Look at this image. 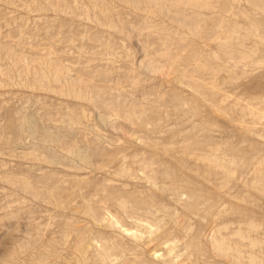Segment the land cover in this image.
<instances>
[{
	"label": "rangeland",
	"instance_id": "1",
	"mask_svg": "<svg viewBox=\"0 0 264 264\" xmlns=\"http://www.w3.org/2000/svg\"><path fill=\"white\" fill-rule=\"evenodd\" d=\"M0 264H264V0H0Z\"/></svg>",
	"mask_w": 264,
	"mask_h": 264
},
{
	"label": "bare ground",
	"instance_id": "2",
	"mask_svg": "<svg viewBox=\"0 0 264 264\" xmlns=\"http://www.w3.org/2000/svg\"><path fill=\"white\" fill-rule=\"evenodd\" d=\"M238 261H239V259H238Z\"/></svg>",
	"mask_w": 264,
	"mask_h": 264
}]
</instances>
